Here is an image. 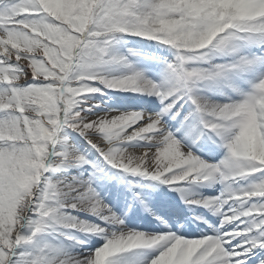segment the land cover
Instances as JSON below:
<instances>
[{
	"label": "snow or ice",
	"instance_id": "1",
	"mask_svg": "<svg viewBox=\"0 0 264 264\" xmlns=\"http://www.w3.org/2000/svg\"><path fill=\"white\" fill-rule=\"evenodd\" d=\"M0 264H264V0H0Z\"/></svg>",
	"mask_w": 264,
	"mask_h": 264
},
{
	"label": "bare ground",
	"instance_id": "2",
	"mask_svg": "<svg viewBox=\"0 0 264 264\" xmlns=\"http://www.w3.org/2000/svg\"><path fill=\"white\" fill-rule=\"evenodd\" d=\"M107 99V98H106ZM107 104H108V106H115V99L112 97L111 99H108L107 100ZM144 183H147V182H144ZM121 187H124L123 185H121ZM163 189H161L160 191H162ZM210 191H213V190H209V189H206V190H204V194L205 195H207L208 194V192H210ZM157 194H159V190H158V193ZM174 196H178L179 198H180V196H179V193H172ZM170 199H172V196L170 195ZM109 202H111V196H110V194H109ZM120 209L118 208V211H119ZM153 210L154 211H157V212H159L160 211V209H159V207H158V204L156 205V206H154L153 207ZM189 214H191V215H189ZM188 215H189V217H191L192 215H193V212H190ZM129 215H131V214H129ZM137 218H139V219H141L142 220V222H144V223H147L148 221H150V220H152L153 219V217H151L147 212H145L144 211V209L142 208V207H139V208H137L136 209V216L135 217H133V219H137ZM215 219V218H214ZM193 227H195V225H193Z\"/></svg>",
	"mask_w": 264,
	"mask_h": 264
},
{
	"label": "rangeland",
	"instance_id": "3",
	"mask_svg": "<svg viewBox=\"0 0 264 264\" xmlns=\"http://www.w3.org/2000/svg\"><path fill=\"white\" fill-rule=\"evenodd\" d=\"M115 99V97H113Z\"/></svg>",
	"mask_w": 264,
	"mask_h": 264
}]
</instances>
